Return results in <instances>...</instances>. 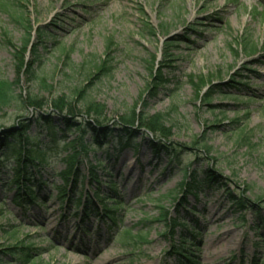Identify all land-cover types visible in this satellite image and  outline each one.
I'll return each mask as SVG.
<instances>
[{
  "label": "rangeland",
  "instance_id": "374dc122",
  "mask_svg": "<svg viewBox=\"0 0 264 264\" xmlns=\"http://www.w3.org/2000/svg\"><path fill=\"white\" fill-rule=\"evenodd\" d=\"M39 26L56 34L57 44L32 66L31 78L25 68L20 73L15 54L33 60L22 43L29 34L34 42ZM244 37L254 53L244 50ZM170 39L184 41L159 72ZM0 80L13 83L16 97L0 108V138L22 121L30 135L40 134V114L67 137L47 145V165L31 170L25 185L34 202L17 204L26 194L10 182L17 153L0 154V248L31 244L37 264H180L173 244L185 241L197 264H264V248L255 246L264 244V228H251L256 219L247 209L237 225L225 194L246 198L264 219V0H0ZM58 100L82 114L79 120L88 117L86 107H98L114 128L144 101V114L162 117L166 136L155 135L179 151L178 160L153 154L147 139L154 135L139 133L137 155L126 149L90 175L89 163L112 153L110 145L96 147L78 156L76 181L65 183L64 159L78 150L67 142L79 133L60 122L52 109ZM93 136L86 128L85 139ZM181 167L209 168L221 182L184 195ZM97 191L107 205L121 203L114 224L101 217Z\"/></svg>",
  "mask_w": 264,
  "mask_h": 264
},
{
  "label": "trees",
  "instance_id": "16d2710c",
  "mask_svg": "<svg viewBox=\"0 0 264 264\" xmlns=\"http://www.w3.org/2000/svg\"><path fill=\"white\" fill-rule=\"evenodd\" d=\"M15 22H17V20H15ZM35 33L36 35L34 42H32L29 34L22 43V48L24 50H30V55L33 57V60L31 62L25 63L23 56L20 57V52L19 56L15 54L16 58H18L19 71H21L20 73H22V69L25 68L24 74L26 76L30 75L31 78L35 77L32 66L34 64L39 65L43 59V54L48 51V48L54 44H57V35L44 30L41 26L36 28ZM183 41L184 39H170L164 41L162 45L159 72L160 70L162 71L163 69L169 67L168 65L175 61V53L179 50V47L176 44H179ZM242 43L243 48L247 53H254L256 51V46L248 38H242ZM106 64L107 62L103 60L101 68L105 69ZM158 77L159 75H157V78L155 77V80L158 79ZM161 83L167 84L168 81H161ZM12 88L13 83L6 80H0V108L6 106L9 102L16 99L12 93ZM19 98L29 105H36L38 107L40 106V101L37 99L26 98L24 100L22 96ZM142 106L143 110L140 112L130 110L118 116L117 121L114 124L117 128H114L107 124L104 125V116L102 110L96 106L94 107L93 105H90L89 107H86V110L88 111L86 112V115L88 117L83 115L81 118L82 120H79L76 118V116H81L82 114L76 115L75 110L72 109L68 104L62 106L61 101H54L52 109L53 111H56L58 115H60V122L62 125H64L66 130L75 128L79 133L78 136L67 142L68 144H71V148H75V146H77L78 150L72 151L64 159L68 165V168L61 171L59 174L64 179L65 183H68L70 181V177L72 176L73 177L71 181L73 183L76 181L78 175L76 173V163L80 162L78 156H87V153L90 150L91 152H94L96 147L103 148L110 145L112 153L104 152L101 155L103 159L97 157L95 158L94 164L89 163L90 175H95L96 168L100 167L106 160L110 162L112 160L111 156H114L113 161L115 162L119 154L126 149H130L133 155H137L140 144L136 142V136L139 133L145 136H148V133H152L154 135L153 138L148 137L147 139L153 154L158 156V154L163 152L170 156L171 160L177 159L179 151L175 148H170L165 139H161L155 135L157 134L162 137L166 136L162 127V117L159 114L151 116L144 114L143 111L147 107L144 101H142ZM34 121L38 125V131H42L40 134L36 132L34 136L30 135L28 128L29 125L22 121L17 123L16 126L4 130L2 132V138H0V154H3V157L10 156L15 152L17 153L15 156L16 166L12 170L10 182L16 186L22 185L26 189L25 197H23L22 200L17 201V204H22L23 200L34 202L36 193L32 187L25 184L26 182H30L32 169L38 166L47 165L46 160L48 159V155L46 153V146L55 142H63V144H65L67 140V137L65 136H57V127L53 125L51 119L40 114L35 118ZM86 128L93 132L94 135L89 141L84 137ZM40 135H43L41 138L44 139H40ZM8 150H10L9 153H6ZM188 168L189 167H181V169L178 171L184 176L183 183L180 185L181 190L183 188L184 195L192 194L197 197L198 195H202L205 191H207V189H209L212 184L218 185L221 182L220 176L209 168H205L201 173L195 169L190 171ZM80 178L82 179L83 177ZM108 181L110 186H114L110 179ZM96 183H99L98 180ZM65 187L60 189V195L62 194L64 196V192L66 191ZM101 194L103 193L99 191L95 192L96 200L100 201V211L102 214L101 217L108 219L112 224H114V222L117 220L115 211L121 206V203L119 201H114V203L107 205V201L105 203L103 198L104 195ZM225 194L230 201V206L233 208L231 212H233L232 214L238 221L237 225L244 224V218L238 214L239 211H242V209H247L252 211L256 219L251 228L253 230H255L256 227L264 228V219L259 213L260 210L257 209L254 204L244 197L235 196L228 190L225 191ZM79 202L80 201L77 200V205H79ZM94 208L97 210L96 207H93V209L90 207L89 209L85 210H94ZM125 233L128 235L129 230H126ZM183 242L185 241L178 242V244H173V253L179 257L180 264H197L194 258V253L188 252L186 247L182 244ZM255 246L264 248V244L260 243L259 241L255 243ZM5 256L14 260L11 264H37L35 260L39 257V253L37 252L36 247H32L31 244L25 245L23 241L20 240L19 243L13 246L0 248V264H4L3 257Z\"/></svg>",
  "mask_w": 264,
  "mask_h": 264
}]
</instances>
